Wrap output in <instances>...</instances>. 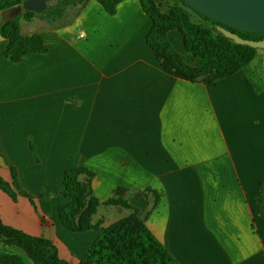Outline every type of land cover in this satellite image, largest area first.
I'll return each mask as SVG.
<instances>
[{
  "label": "crops",
  "instance_id": "0c3cea01",
  "mask_svg": "<svg viewBox=\"0 0 264 264\" xmlns=\"http://www.w3.org/2000/svg\"><path fill=\"white\" fill-rule=\"evenodd\" d=\"M70 10L74 24L39 33L45 53L15 63L0 37V177L10 182L15 168L35 199L0 190L2 223L80 264L100 230L128 217L107 204L122 189L178 264H264V57L214 83L191 82L161 67L138 0L114 15L96 0ZM167 40L193 65L177 30ZM72 168L91 175L78 177L98 202L89 231L59 220ZM3 254L31 262L0 242Z\"/></svg>",
  "mask_w": 264,
  "mask_h": 264
},
{
  "label": "trees",
  "instance_id": "16d2710c",
  "mask_svg": "<svg viewBox=\"0 0 264 264\" xmlns=\"http://www.w3.org/2000/svg\"><path fill=\"white\" fill-rule=\"evenodd\" d=\"M22 0H4L0 2V11L19 5ZM87 0H48L43 11L48 20L56 21L63 18L68 7L82 8ZM109 15H114L116 6L124 0H96ZM176 2L177 14L184 25L180 28L168 19L155 5L154 0H139L144 13L152 22L147 35V45L154 52L156 59L164 71L174 77L187 81H201L214 83L228 78L239 70L244 69L253 57L254 48L237 45L225 38L218 30L220 26L243 39L259 41L264 38L261 34H251L224 25L203 16H193L183 10L179 0ZM30 15L32 12L24 11ZM203 20L212 28L202 26ZM10 22H14L11 20ZM4 24L0 25V37L7 40V47L3 55L18 63L28 53H45L47 51L41 38L37 35L26 40L16 34H9ZM7 25V24H6ZM164 27L163 30H160ZM177 30L182 35L183 48L192 57L193 65L185 62L182 55L177 53L167 40L169 31ZM28 43V49H21ZM215 70L212 80H205L204 76ZM11 181L6 182L0 177V190L13 201L17 197H24L35 207V199L18 186L17 171L9 167ZM85 172L83 168H72L64 172L62 177L63 196L68 203L59 207L58 216L61 224L72 232L89 231L92 229L90 218L95 213L98 202L96 199H86L87 186L78 181V174ZM122 189L116 190V194ZM118 198L112 197L107 204L119 203ZM257 207L264 212V183L261 195L257 199ZM0 242L5 245L17 246L33 264H68L58 257L57 249L47 239L27 235L12 227L6 226L0 220ZM0 264H24L16 255H0ZM80 264H178L167 250L152 236L144 221L132 214L119 220L112 226L100 230L99 235L85 255V261Z\"/></svg>",
  "mask_w": 264,
  "mask_h": 264
},
{
  "label": "water",
  "instance_id": "95a60500",
  "mask_svg": "<svg viewBox=\"0 0 264 264\" xmlns=\"http://www.w3.org/2000/svg\"><path fill=\"white\" fill-rule=\"evenodd\" d=\"M4 1V0H0ZM184 11L193 16L203 15L218 24L251 34L264 35V0H179ZM47 0H26L16 7L12 17L22 11L43 12ZM2 18L0 17V25ZM217 30L237 45L264 49V38L259 41L243 39L220 26Z\"/></svg>",
  "mask_w": 264,
  "mask_h": 264
},
{
  "label": "rangeland",
  "instance_id": "374dc122",
  "mask_svg": "<svg viewBox=\"0 0 264 264\" xmlns=\"http://www.w3.org/2000/svg\"><path fill=\"white\" fill-rule=\"evenodd\" d=\"M154 2H155V5H157L159 7V10L162 13H164L166 15H170V16H167L168 19L164 20V22L173 21L174 23H176V25L178 27H180V28L184 27V25L182 23V19H180V16L177 14L178 10L176 9V2L174 0H154ZM70 8H72V7H68L65 10V12L69 11V13L67 12L68 13L67 19L65 18L67 13L66 14L64 13V16L62 19L56 20V21H51L45 17V14L43 12H39V13L32 12L30 15H28V14L24 13V11H23L22 14L18 15L17 17H12L11 15L2 16V19H3L2 24H4L3 26H5V30L7 31V33L16 34L20 39L26 40L28 38H31L34 35H37L40 37V35H39L40 32L49 30V27H52V25H54L56 23H62L63 24L64 22H66L68 20L71 25L74 24L76 21V19L73 17L75 11L70 10ZM70 11H71V13H70ZM0 12H2V11H0ZM11 20H13L14 22H10ZM190 20H191V22L192 21L193 22H199L202 24V26H205L209 29L212 28L210 25H208L207 23H205L201 19H198L197 21H195L193 19H190ZM163 29H164V27H161L160 30H163ZM28 47H29V44L24 43L23 46L21 47V49L26 50V49H28ZM173 48H174V50H177V49L181 50V48H178L177 44H175L173 46ZM262 57H264V49H254L252 61L250 63H252L253 61H256L257 59L262 60ZM215 73H216L215 70H211L210 72L206 73L204 78H203L204 81L205 80H208V81L212 80L213 77L215 76ZM78 177H83V179L86 180V182H87L88 178L91 177V175H90V173L83 171L80 174H78ZM115 198H118L117 200H119V203L115 204V205L118 206L119 208L124 209L126 211V213L128 212L129 213L128 216L134 214V215H136V217L139 220L144 221V217H145L144 212L140 211V210H138L132 206V204H131L132 197L128 193H126L124 191H119L116 194ZM5 246H8V245H5ZM10 247H13V249H15V251H17L20 255H22L24 257V259H29L27 257V255L17 246L11 245ZM7 255H10V254H7ZM16 256H18V255H16ZM28 263L31 264V262H29V261H28Z\"/></svg>",
  "mask_w": 264,
  "mask_h": 264
},
{
  "label": "flooded vegetation",
  "instance_id": "af4514ba",
  "mask_svg": "<svg viewBox=\"0 0 264 264\" xmlns=\"http://www.w3.org/2000/svg\"><path fill=\"white\" fill-rule=\"evenodd\" d=\"M24 1H26V0H22L21 2H20V4L19 5H16L15 7H12V8H9V9H5V10H3L2 12H0V17L2 18V16H4V15H13L14 14V9L16 8V7H18V6H21L22 5V3L24 2ZM48 1V0H47ZM47 3V2H46ZM47 6V5H46ZM23 12V11H22ZM22 12L20 13V14H22ZM19 14V15H20ZM2 21H3V19H2Z\"/></svg>",
  "mask_w": 264,
  "mask_h": 264
}]
</instances>
